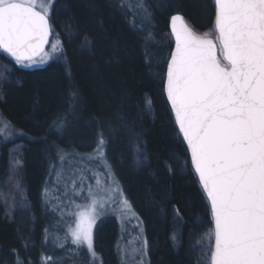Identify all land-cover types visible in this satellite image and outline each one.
Listing matches in <instances>:
<instances>
[{
    "label": "trees",
    "instance_id": "1",
    "mask_svg": "<svg viewBox=\"0 0 264 264\" xmlns=\"http://www.w3.org/2000/svg\"><path fill=\"white\" fill-rule=\"evenodd\" d=\"M174 15L196 34L213 30V0H54L56 57L26 68L0 51V116L24 133L0 151V264H44L48 256L56 264H126L118 215L97 231L94 262L86 248L67 251L58 217L71 178L81 185L90 177L86 163L106 178L103 160L87 159L100 134L104 158L143 223L150 264H210V208L164 92ZM59 152L69 154L68 175L56 179Z\"/></svg>",
    "mask_w": 264,
    "mask_h": 264
},
{
    "label": "snow or ice",
    "instance_id": "2",
    "mask_svg": "<svg viewBox=\"0 0 264 264\" xmlns=\"http://www.w3.org/2000/svg\"><path fill=\"white\" fill-rule=\"evenodd\" d=\"M213 6L215 39L210 38L212 32L197 35L182 16L171 18L175 48L164 58V92L214 222L210 264H264V0H213ZM140 10L145 19L150 17L142 4ZM50 12L46 0H0V50L24 67L35 63V57H49L45 45L51 33ZM57 50L58 44H53L52 52ZM64 123L63 117L54 121L57 130ZM8 128L5 123L0 133ZM105 144L100 134L87 159L103 160L111 186H88L89 203L75 206L74 227L68 225L65 234V241L70 236L76 246L67 251L86 248L93 262L98 209L111 201L109 193L123 196L104 158ZM134 151L139 163L138 143ZM57 155L59 176L69 154ZM121 203L123 214L135 215L127 199ZM174 211L179 215V209ZM146 248L144 240L134 251L143 254ZM44 264L56 262L48 256Z\"/></svg>",
    "mask_w": 264,
    "mask_h": 264
},
{
    "label": "rangeland",
    "instance_id": "3",
    "mask_svg": "<svg viewBox=\"0 0 264 264\" xmlns=\"http://www.w3.org/2000/svg\"><path fill=\"white\" fill-rule=\"evenodd\" d=\"M53 1L54 0H46V2L50 3V5H51V12H50L49 18L51 17V13H52ZM210 38H212V36ZM53 44H58V50L55 53L52 52V45ZM59 47L60 46H59L58 41L54 39V41L51 42L50 47L46 51V52L50 53V56L49 57H43V58L40 57L38 60H36L35 63L30 64L26 68H41V67L46 66L51 61L52 58L56 57V55L58 54V51H59ZM0 65L2 66L1 62H0ZM2 78H3V76H2ZM0 128H3L1 116H0ZM4 134H7L6 130H5V132L0 133V141H3L4 139H6V136ZM71 164H68V166H70ZM95 165L96 164L93 161L85 164L84 172L86 169H88V170L90 169V171L88 172V174H90V177L86 176L85 183L88 182L86 185H85V183L79 185L80 183H82L81 181H79V184H77V182H75V185H74L73 181H77V177H72L70 180V185L73 186V190L69 186V189H67L69 195H67L65 197V200H64V201H67V205H66V207L62 208L58 214V217H60V219H62V221H63V227H62L63 234H62V236L64 237L63 238L64 240H65V234L68 232V225H72L74 227L75 216L73 215V213H75L77 211V208L75 206L76 205H85V204L89 203V201L86 199L87 194H88V186H92L94 190L108 189L111 186V178L107 175V173H106L107 176L105 178L104 172H102V171L98 172V170L96 169V168H98V164H97V167H95ZM63 170H64V168H63ZM63 174L68 175L67 173H63ZM63 174H61V175H63ZM78 174H80L79 171L76 173V175L78 176ZM59 177L60 176L57 175L56 179H58ZM97 179H99V181H100L99 185H97ZM91 180H93V182H91ZM64 193H66V192L64 191ZM109 194L112 196V199H111V201H109V203L106 204L105 208L98 209L100 214H99V216L96 220V223L93 227L94 250L96 249L97 231L101 227L102 223L105 222L106 220H108L109 219L108 217H116V215H118L120 222L123 223L122 224V226H123L122 230H123L124 235H125V237L121 236L122 241H121V244L119 246V249L122 252V257L124 258L125 263L126 264H150V256H149L150 251H149L148 243H147V248L143 254H140V253H137L134 251V250H140L142 248L143 241L147 240V236H145V234L143 232L144 226H143V223H142L140 217L135 213L133 208H132V212L135 213L134 216L132 215L131 212H128L126 215L122 213L123 205L121 203V200L127 199V201L129 202V200H128L127 196L124 194V192H123L122 197L116 195L115 193H109ZM129 204H130V202H129ZM124 222H126V225ZM125 226H126V228H125ZM67 245H68L67 250L70 248L76 247L75 245L71 244L70 236L67 238ZM125 253L128 254L127 258L125 256ZM71 254H74V253H71Z\"/></svg>",
    "mask_w": 264,
    "mask_h": 264
},
{
    "label": "bare ground",
    "instance_id": "4",
    "mask_svg": "<svg viewBox=\"0 0 264 264\" xmlns=\"http://www.w3.org/2000/svg\"><path fill=\"white\" fill-rule=\"evenodd\" d=\"M171 19V17H170ZM170 19H169V22H170ZM54 37L52 38L51 42L54 41ZM51 45V43H50ZM50 47V46H49ZM48 47V48H49ZM48 50V49H47ZM14 63H16L15 61H13ZM1 121L3 123V126L5 123H7L8 125H10L7 120H5L4 118H1ZM6 132L7 134H4L6 136V139H4L3 141H0V151H1V146L5 143H8V142H12L14 140H17V139H20L23 137L24 133H22L21 131L19 130H16V129H12L11 127H9L8 129H6Z\"/></svg>",
    "mask_w": 264,
    "mask_h": 264
},
{
    "label": "water",
    "instance_id": "5",
    "mask_svg": "<svg viewBox=\"0 0 264 264\" xmlns=\"http://www.w3.org/2000/svg\"><path fill=\"white\" fill-rule=\"evenodd\" d=\"M174 16H176V15H174ZM180 16V15H179ZM173 17V16H172ZM171 17V18H172ZM184 21H185V19H184ZM186 22V21H185ZM187 23V22H186ZM49 24H50V26H51V20H50V18H49ZM169 30H170V33H171V19H170V22H169ZM52 36H53V31H52V26H51V33H50V35H49V43L47 44V45H45V51H47V49H48V47L50 46V43H51V40H52ZM171 36H172V39H173V49H172V51L174 50V48H175V40H174V36L171 34ZM2 51V50H1ZM3 52V51H2ZM4 53V52H3ZM6 54V53H5ZM7 55V54H6ZM9 56V55H8ZM9 58L11 59V60H13V61H15L14 60V58H12V57H10L9 56ZM40 58V56H38V57H35L34 59L35 60H38ZM25 63H28V62H25ZM166 95V94H165ZM167 98V97H166ZM169 103V102H168ZM170 105V104H169ZM186 144V143H185ZM189 151V150H188ZM189 154H190V151H189ZM190 158H191V154H190ZM193 170H194V168H193ZM213 227H214V222H213Z\"/></svg>",
    "mask_w": 264,
    "mask_h": 264
}]
</instances>
